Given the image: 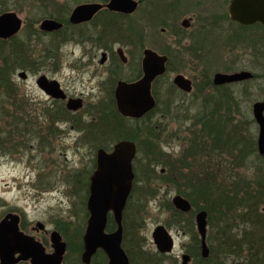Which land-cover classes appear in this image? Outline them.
Returning <instances> with one entry per match:
<instances>
[{
  "label": "rangeland",
  "instance_id": "374dc122",
  "mask_svg": "<svg viewBox=\"0 0 264 264\" xmlns=\"http://www.w3.org/2000/svg\"><path fill=\"white\" fill-rule=\"evenodd\" d=\"M47 1L33 0L31 3H27L23 0H0V14L6 11H14L22 18L24 26L18 38L24 42L23 46L25 45L26 47H24L30 53H33L32 56L34 55V57L44 55L45 46L50 42L49 37L39 35L36 32L41 20L51 16L54 11ZM56 1L60 2L55 5L58 10H55L54 13L58 14L63 9V11H66V9L72 10L82 2L96 0ZM155 9H158V7H155ZM144 11L145 9L141 8L132 18H126L124 21L130 24L133 23L134 26L142 29L145 22H147L143 17ZM199 14L205 15L206 13L200 11ZM180 21V17L166 20L167 30L164 33L161 28L165 25L158 19L151 20L150 25L146 26L145 29L146 35L143 41L145 46L161 53L165 50L169 51L173 60L171 70L168 71L162 81H159L158 90L162 101L165 99V91L171 89L169 83H173V78L178 73H183L193 79L195 83L194 91H199L200 83L207 82L208 78L212 80L214 74L219 71L234 72L246 69L257 74L264 72V58L261 60L256 59L255 50L250 48L252 45L250 40L255 38L251 34L248 35L246 43H239L238 41H229L226 35L212 33L206 42L201 41L200 50L188 48L187 51L181 53L180 44H178L170 30V28L178 26ZM31 31L33 34L29 35ZM138 43L141 44V41ZM69 44L74 45L76 42L73 41ZM75 49L78 54L77 48ZM67 50L68 47L63 48V61L61 59L62 63L57 70H54L52 68L53 63L47 60L43 66L41 63H31V65H26L24 68L22 66L18 67L14 72L13 81L21 93L19 94L20 99H16L19 106L18 114L23 117V121L19 120L18 124L14 126L9 123L11 118L4 115L5 111H0V220L9 212L21 215L26 226L25 230L42 241L48 252H53L50 240L51 231H60L67 244L68 240L71 241L68 244L63 264H78L77 259L80 258L82 252L78 251L77 246L80 239L83 243V237L78 236L79 231L77 229L81 228L85 232L87 221L85 216L86 204L83 202L86 196L84 183L89 180L95 170L96 147H94V144L77 145L75 140L79 134L70 127L72 124L78 125L80 123L88 126V128L101 126L107 130V134L112 132L115 134L113 130L116 127L115 131L119 129L125 137H129L130 134L134 135L137 129L139 133L141 132L139 139L142 141L141 148L143 150L139 151L138 149V154L134 160L137 180H135L128 215L133 216V218L135 215L136 218L142 219V227L138 232L142 238L140 248L152 254L160 253L154 243L152 233L156 226L160 224L166 226L175 238V247L172 253L163 258L161 264H182L181 257L186 252L184 251L185 246H189L188 248L192 249L194 253L195 231L197 232V228L196 225L192 224L191 217L188 214H185V216L173 214L172 200L176 194H180L179 185L169 183L167 180L168 174L164 176V179L161 177V173L165 174L168 168H172V162L170 163L169 159L180 156L187 148L189 142L187 138L192 137V134L188 132V127L192 126V116L203 111V109H214L217 105L215 103L217 97L210 95L208 98L211 103L206 105L203 103L202 97L197 98L201 96L197 93L196 97L192 94L188 96L175 94L177 101L172 104L174 107H168L170 109L169 114L164 111L165 109L167 111V106L162 105V109L154 114L151 122H142L138 126L135 122L124 119L119 120L114 116L109 100L103 99L104 97L99 100L100 95L98 98L93 99H90L91 96H89L86 98L82 111L70 116L72 121L66 123L60 121L59 124L62 127L70 129L67 137L60 140L61 144L41 148L38 139L33 137L31 133L32 129L35 130L38 129V126L47 124L48 117L46 113L52 104L51 98L37 85V79L41 74L56 77L70 92L82 91L85 96L86 93H89V95L97 93L96 90H91V87L96 83V79L90 81L89 74H77L73 66H69V62H72L74 58L68 54ZM39 66L42 67L39 68ZM23 70L28 74L27 79L19 77V72ZM201 79L207 80L203 82ZM261 85L264 87V81H253L247 84L239 83L227 88L229 92L236 93V104H238V106L233 105V109L230 110L235 127L227 126L226 128L228 129L227 133L232 132L233 139L228 134L226 135L230 138V141H233L234 145L236 144L237 153L245 144L257 139L258 126L252 113V105L255 101L264 97V88L262 89ZM194 99L197 101L192 103ZM16 100L9 98L8 101L13 103ZM7 105L9 106L10 103L6 102ZM55 109H58L57 105ZM162 111L165 115H162ZM90 112L93 114L90 115ZM55 114V120L62 119V116H58V114L62 115L61 111H56ZM118 120L120 123H118ZM151 124L160 138V149L164 152L162 162L156 164L153 168L148 165L147 153L149 151L147 149L149 147L147 146L148 142H145V135L142 134L149 131ZM114 134L113 136H115ZM108 138H110V135ZM151 158L153 161L158 157L152 155ZM225 158V160L223 159L221 172L225 174L222 177L226 179L229 185L232 183L231 179H239L241 175L243 177H256L259 160L253 153L250 154L247 164L244 165H241L239 161H235L234 157L232 158L229 155ZM263 165L259 170L261 174ZM163 169L164 172H162ZM133 218L129 219V224L134 223ZM181 218L183 219L181 220ZM219 220L220 215L217 211L209 215L208 243L211 249L212 244L214 247L217 246L214 237L217 234L215 226ZM37 221L44 223L46 231L33 230ZM63 221L66 222L64 224L66 230H59L57 227L62 225ZM124 249L126 250L125 247ZM137 260L139 264H146L139 257ZM213 263L212 260L209 264ZM189 264L208 263L198 262L193 256V260ZM226 264H233L232 257L227 259Z\"/></svg>",
  "mask_w": 264,
  "mask_h": 264
},
{
  "label": "flooded vegetation",
  "instance_id": "af4514ba",
  "mask_svg": "<svg viewBox=\"0 0 264 264\" xmlns=\"http://www.w3.org/2000/svg\"><path fill=\"white\" fill-rule=\"evenodd\" d=\"M110 1L111 0H96V1L80 3V4L99 3L103 5V7L98 12H96L90 20L84 21L81 23H72L70 21L71 14L74 8L80 4L76 5L72 10L66 9V11H63L64 10L63 9L61 13L56 14L54 12L55 10H58V8L55 7V5L59 4L60 2H57L56 0H48L47 2H49V5L52 6V9L54 11L52 12L51 16L46 17V18L55 19L56 21L61 22L62 27L54 31H44L40 27L41 22L45 18L42 19L41 22L39 23V28L38 30H36V32L39 35L42 34L45 37L46 36L49 37L50 42L49 44H47V46H45L46 49L43 51L44 55H37L36 57H34V55L32 56V63L34 64L41 63V65L43 66L45 61L47 62V60H50L53 63L52 68L54 70H57L63 61L62 59L64 55L62 53L63 48L68 47V50H67L68 54L72 55L74 58L72 62H69L70 64L69 66L70 67L73 66V69H75L77 74L79 73L89 74L90 81L96 79V83L94 86L91 87V90L93 91L94 89L97 91V93L94 95L93 94L89 95V93H86V96H85V93L82 91L81 92H77V91L70 92L69 89L65 87L63 83L60 80H58L56 77H49L47 74H41V75H46L49 80L58 81L60 88L66 93V98H56L46 93L44 90L40 88L48 97L51 98L52 104L50 105L51 107L47 109V113H46L48 117L47 124L40 125L37 127L38 129H35V130L32 129V133H31L33 137H36V139H38L39 146L41 148H48L51 146H57L58 144H61L60 140L66 138L67 134L70 133V129L73 128L79 134V136H77L75 140L76 141L75 143H77V145L86 146L89 144H94V147H96L95 169L97 168V152L99 149H105L107 151H111L114 148V146L121 140H132L136 143L137 148H138L139 147L138 142L133 138L123 136V133L120 132L119 129L115 131L116 127L113 130L115 134L113 132L111 134H107L106 133L107 130L101 126H97V127L93 126V127L88 128V126L80 123L78 125L72 124L70 129H68V128L62 127L61 124L59 123L60 121H62L63 123L72 121L70 116L76 115L82 111L86 103V98H88L89 96H91L90 99L98 98L99 95H100L99 100L104 97L103 99L109 100L111 102V110L113 111L114 116H117V114H115L117 112L120 114L117 116V118H119L120 120L124 119L129 122H135L138 126L142 122L144 123V122L150 121V117L148 116V114L152 110L146 113L145 115H143L142 117H129V116L123 115L118 109L117 100H116V88L120 81L134 82L143 76L144 74V68H143L144 52L148 48L145 46L143 41L146 35L145 34L146 26L150 25L149 23L151 20L153 19L161 20L162 21L161 23L162 24L164 23L165 25L164 27L161 28V31L164 33L167 30L165 21L168 19L175 18V17H180L181 19L180 24H178V26H176L175 28H170V30L174 34V37L178 41V44H180L179 46H180L181 53L182 52L184 53L185 50L187 51L188 48L192 50H200L201 41L206 42L207 39L212 35V33H219L220 35H226L229 41H238L239 43H246L248 41L247 40L248 35L251 34L255 36V38H252L250 40L252 43L250 48L252 50H255L254 55H256V59L261 60L262 58H264V23H262L261 21H256L254 23L245 24V23H241L239 21L234 20L231 15V5L234 0H137L139 1L138 8L136 9V11H134L133 13H129V14L120 12L117 10L109 9L108 4L110 3ZM155 7L156 8L158 7V9H155ZM141 8L145 9V11L143 12V15H144L143 17H144V20L147 21L145 22L142 29L134 26L133 23L132 25L129 22L124 21V19L126 18L127 19L132 18V16L137 11H139ZM200 11H205L206 14L201 15L199 14ZM184 20H188V22L184 23ZM23 26H24V22H23ZM22 28L14 36L19 35V33L22 31ZM14 36L8 39H3V40H9L13 38ZM140 37H141V40H140ZM73 41H75L76 44L74 45L69 44L70 42H73ZM140 41H141V44L138 43ZM209 42L213 43L212 41H209ZM75 48H77L78 54L76 53ZM120 49L122 52H120ZM161 54H165V53H161ZM123 56L126 57V61L123 60ZM183 58L185 59V57ZM169 59L170 58L168 56V63H169ZM168 63H167V71L163 75L159 76L158 78L163 77L164 75L168 73ZM42 66H39V68H41ZM242 70H246V69H242ZM252 73L254 74V77L251 79L243 80L240 82L217 85V86H224L227 89L229 88L228 86H231L234 84H239V83L247 84L248 82H253V81L254 82L264 81V72L262 74H257L254 72ZM158 78H156L155 81ZM191 80H192L193 91H194L195 83L193 79ZM206 80L207 79H201V81L203 82ZM155 81L153 83L152 92H153ZM261 87L262 89L264 88L262 85ZM179 90L182 91V93L179 94L181 96L182 95L188 96V95H191L193 92L192 91L188 93L181 89ZM153 95H154V92H153ZM235 95L236 93L233 94L234 97H236ZM70 98L82 99L83 106L77 110L70 109L68 107V101ZM263 99L264 97L260 100H263ZM196 101L197 100L194 99L192 103H195ZM156 102H157V99H156ZM56 105L58 109H55ZM56 111L62 112V115L58 114V116H62V119H56V120L54 119L55 118L54 116L56 115L55 114ZM162 113H163L162 115H165L163 111ZM252 113H253V105H252ZM91 114L93 113L90 112V115ZM113 134L115 136H113ZM109 135H110V138H108ZM258 135H259V127H258ZM255 143H256L257 149L254 155L259 160L260 168H262V165L264 163V154H261L259 151L258 136H257V139H255ZM133 165H134V162H133ZM263 171H264V165H263ZM162 172H164V169L162 170ZM91 176L89 177V180L87 182L85 181L84 183L85 192H86V195L88 193V196L90 193ZM135 176H136V173H135ZM262 176H263V172H262ZM135 179H134V183L132 186L131 194L134 189ZM131 194L129 196L128 202L130 200ZM128 202H127L126 208L128 206ZM86 207H87V202H86ZM173 207L175 208L174 205ZM126 208H125V211H126ZM193 209L195 210L193 211ZM199 210H202V209L194 208L192 204V209L190 211L188 212H182L180 210L178 211L184 214H188L191 217L192 224L196 225V228H197V224L195 223H196V215ZM125 211H124V216H125ZM192 211L193 213H191ZM8 214H14V213L9 212L6 215ZM243 215L245 216L246 219H249L252 213L244 210ZM37 222H36V227H33V230L46 231L45 230L46 228L41 229L37 225ZM86 224H87V221H86ZM123 225H124V218H123ZM208 226H209V214H208ZM25 227H26L25 223L22 221V216L20 215V229L24 231L25 233L30 234L36 239H38L34 234L27 232L25 230ZM197 232H198V229H197ZM170 233L172 234V232ZM197 234L200 238L199 232ZM196 238L197 237L195 235L194 253L192 252V249L190 250L188 248L189 246L184 247V251L186 252L182 254V257H181L182 264H183L184 254L190 255L191 261L193 260V256L194 258H196V260H198V257L200 255L203 257L201 238H200L199 245L196 241ZM174 242H175V238H174ZM207 243H208V234H207ZM198 246H199V251H198ZM208 246H209V243H208ZM209 249H210L209 256L203 257V258L210 257L211 255L210 246H209ZM83 250H84V245H83ZM173 250L169 253H161V252L160 253L167 257L168 254L173 252ZM99 251H101V249ZM95 255L92 258L91 264H93V259ZM107 263H108V257H107V262L105 264ZM19 264H31V261L25 260V261H21Z\"/></svg>",
  "mask_w": 264,
  "mask_h": 264
},
{
  "label": "trees",
  "instance_id": "16d2710c",
  "mask_svg": "<svg viewBox=\"0 0 264 264\" xmlns=\"http://www.w3.org/2000/svg\"><path fill=\"white\" fill-rule=\"evenodd\" d=\"M23 1L31 3L33 0ZM31 34H33L32 31L29 35ZM18 36H14L9 40L0 38V111H5L4 115L11 118L9 123L14 126L18 124L19 120L23 121V117L18 114L19 106L16 99H20L19 94L21 93L14 84V72L20 66L24 68L26 65H31V56L33 54L25 48V45V47L23 46L24 42ZM163 53L167 54L170 58L168 63L169 71L173 64L171 53L166 50ZM165 76L158 78L154 84L153 92L157 99V105L148 114L150 122L154 114L162 109V105L167 106V111L166 109L164 111L169 114L170 109L168 107L173 106L172 104L177 101L175 94L182 93L173 83H169L171 89H166L167 91L164 94L165 99L162 101L158 85L159 81H162ZM196 93L201 95L197 98L202 97L203 103L206 105L211 103L208 97L214 95L217 97V102H215L217 105L212 110L205 109V111L203 109V111L192 116V126L188 127V132L192 134V137L187 138V141H189L187 148L180 156H174L168 160L170 163L172 162V168H168L165 174L161 173V177L164 178L168 174L167 180L169 183L178 184L179 193L187 197L192 202L194 208L205 209L209 215L217 211L220 215V220L217 221L218 224L215 226L217 228V234L214 237L217 244L215 246L216 249L212 244L210 257L203 258L200 255L197 260L198 262L209 264L213 260V264H226L227 259L232 257L233 264H264V178L259 171L260 164L257 163L258 172L256 173V177H243L241 175L239 179H231L232 183L230 185L222 177L225 174L221 172L223 159L225 160L227 155L232 158L234 157L235 161H239L241 165L247 164L250 154H254L257 149L255 140L253 139L251 143H247L248 145L245 144L242 149H239L238 153L236 152L238 150L236 149V144L234 145L233 141H230V138L233 139L234 137L232 132L227 133L228 129L226 128L227 126L235 127L230 110L233 109V105L238 106L233 92H229L224 86L215 85L208 78L207 82L200 83L199 91H193L192 95L196 97ZM9 98H13L16 101L12 103L8 101ZM6 102L10 103V105L6 106ZM115 114L117 116L120 115L118 112ZM118 123L120 122L118 121ZM142 134L145 135V142H148L147 146L149 147L147 149L149 151L147 153V157L149 158L148 165L153 168L156 164L162 162V157L164 156L163 150L160 149V138L155 133L152 124L149 131ZM140 135L141 132L139 133L137 129L134 135H129L130 138L138 142L139 151L143 150L141 148L142 141L138 138ZM152 155L158 158L152 161ZM154 170L156 169L154 168ZM132 194L124 216L123 241L131 264H139L138 257L146 264H161L165 257L163 254H152L140 248L142 238L138 232L142 227V219L136 218L135 215L134 218L128 215V209L131 208ZM87 195L83 200L84 204L87 202ZM172 210L174 215L185 216L184 213L175 209L173 205ZM244 210L252 213L249 219L243 218ZM85 211V216L88 218L87 207ZM131 218H133V224H129V219ZM64 224L66 222L63 221L62 225L57 228L59 230H66ZM115 228L116 223L110 214L107 230L112 231ZM77 231H79L78 236L80 238L83 237V229L80 228ZM195 233L197 237L196 241L199 245L200 238L196 231ZM69 242L71 241L68 240V244ZM77 248H79L78 251L81 253L83 250L81 239ZM219 256L221 257L218 258ZM77 261L78 264H83L81 256L80 258L78 257ZM106 262L107 257L102 250L93 259V264H105Z\"/></svg>",
  "mask_w": 264,
  "mask_h": 264
},
{
  "label": "water",
  "instance_id": "95a60500",
  "mask_svg": "<svg viewBox=\"0 0 264 264\" xmlns=\"http://www.w3.org/2000/svg\"><path fill=\"white\" fill-rule=\"evenodd\" d=\"M137 0H111L108 8L124 13H133L138 8ZM103 5L84 3L76 6L71 14L72 23L90 20ZM232 18L241 23L250 24L256 21L264 23V0H234L231 5ZM188 20H184V23ZM23 27V20L14 11L0 14V38L8 39L16 35ZM44 31H54L62 27L55 19L45 18L40 25ZM120 52L121 49H120ZM126 61V57L123 56ZM168 56L152 48H147L143 59V76L134 81H120L116 88V100L119 111L129 117H142L156 106V98L152 87L156 78L167 71ZM19 77L27 79L26 71H20ZM254 77L249 70L236 72H216L213 76L215 85L240 82ZM173 83L185 92H192V80L182 73L173 78ZM37 85L46 93L56 98H66L59 82L49 80L46 75L37 79ZM83 106L82 99L70 98L68 107L77 110ZM253 116L259 127L258 148L264 154V99L253 103ZM138 148L132 140L119 141L111 151L99 149L97 152V168L90 180V193L87 200L89 217L83 235L84 250L81 255L84 264H91L93 256L101 249L107 257V264H131L128 253L123 247L124 211L132 191L135 179L134 159ZM264 177V171H263ZM176 209L188 212L192 209L191 201L181 194L172 200ZM110 214L116 228L107 230ZM197 229L201 238L202 255L208 257L210 249L207 243L208 213L199 210L196 215ZM43 229L44 223L37 222ZM153 240L161 253L173 250L174 237L162 224L155 227ZM53 252H48L45 245L30 234L20 229V215L8 214L0 220V264H19L30 260L31 264H62L67 252V242L58 230L50 233ZM18 254V255H17ZM191 256L183 255V264H188Z\"/></svg>",
  "mask_w": 264,
  "mask_h": 264
}]
</instances>
